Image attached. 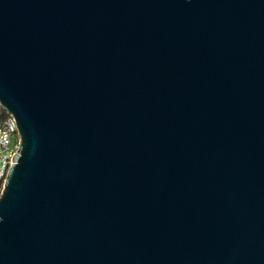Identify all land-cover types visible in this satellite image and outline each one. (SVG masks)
Wrapping results in <instances>:
<instances>
[{"label":"water","instance_id":"obj_1","mask_svg":"<svg viewBox=\"0 0 264 264\" xmlns=\"http://www.w3.org/2000/svg\"><path fill=\"white\" fill-rule=\"evenodd\" d=\"M0 106V264H264V0H0Z\"/></svg>","mask_w":264,"mask_h":264},{"label":"built area","instance_id":"obj_2","mask_svg":"<svg viewBox=\"0 0 264 264\" xmlns=\"http://www.w3.org/2000/svg\"><path fill=\"white\" fill-rule=\"evenodd\" d=\"M19 141L20 136L14 117L0 106V191L11 164V157L18 149Z\"/></svg>","mask_w":264,"mask_h":264}]
</instances>
